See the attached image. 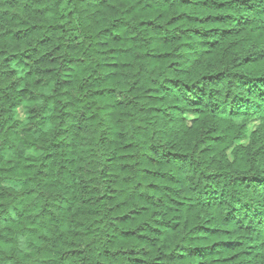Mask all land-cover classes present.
I'll list each match as a JSON object with an SVG mask.
<instances>
[{"label":"trees","instance_id":"trees-1","mask_svg":"<svg viewBox=\"0 0 264 264\" xmlns=\"http://www.w3.org/2000/svg\"><path fill=\"white\" fill-rule=\"evenodd\" d=\"M0 264H264V0H0Z\"/></svg>","mask_w":264,"mask_h":264},{"label":"rangeland","instance_id":"rangeland-1","mask_svg":"<svg viewBox=\"0 0 264 264\" xmlns=\"http://www.w3.org/2000/svg\"><path fill=\"white\" fill-rule=\"evenodd\" d=\"M253 125V124H252Z\"/></svg>","mask_w":264,"mask_h":264}]
</instances>
